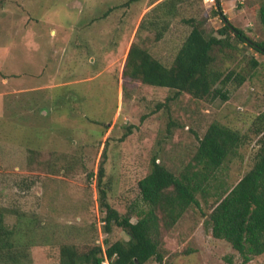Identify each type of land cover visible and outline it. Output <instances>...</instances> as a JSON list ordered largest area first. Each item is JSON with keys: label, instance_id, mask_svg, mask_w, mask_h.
<instances>
[{"label": "rangeland", "instance_id": "1", "mask_svg": "<svg viewBox=\"0 0 264 264\" xmlns=\"http://www.w3.org/2000/svg\"><path fill=\"white\" fill-rule=\"evenodd\" d=\"M153 1L0 0V215L23 252L19 264H51L49 249L62 243L105 248V237L127 239L115 225L103 230L99 163L108 202L124 212L140 203L138 181L152 157L185 170L197 137L214 121L243 134L238 153L208 176L205 191L197 193L199 205H190L170 229L161 228L163 261L143 264H264V252L242 262L206 222L216 194L252 164L258 139L253 122L264 111V56L236 38L214 48L216 68L245 77L222 88L226 98L182 92L171 99L168 87L124 77L130 43L148 34L136 31ZM219 2L232 24L264 40L263 0ZM213 10L216 0L184 3L149 50L169 65L190 29L180 16L205 18L204 27L216 34L222 21ZM169 121L174 124L167 130ZM0 264L11 261L0 256Z\"/></svg>", "mask_w": 264, "mask_h": 264}, {"label": "trees", "instance_id": "2", "mask_svg": "<svg viewBox=\"0 0 264 264\" xmlns=\"http://www.w3.org/2000/svg\"><path fill=\"white\" fill-rule=\"evenodd\" d=\"M191 1L154 0L151 3L154 4L143 14L136 31V34L141 31L148 34L130 43L122 75L144 84L172 89L173 95L166 99L175 98L182 92L195 98H226L222 88L231 80L239 85L245 77L233 71L224 74L216 68L213 65L214 48L229 46L236 38L239 43L264 56V40L252 39L232 24L221 12L219 0H216L218 10H213L222 21L215 30L216 34L204 27L205 18L180 16V21L190 29L171 63L164 64L148 48V43L162 38L170 21L179 16L181 6ZM259 18L264 26V0L259 6ZM253 64L258 62L253 60ZM173 124L169 121L167 130ZM252 131L258 139L250 168L233 186L216 194L206 214L211 234L226 240L242 256V262L264 252V111L256 116ZM243 138L239 130L214 121L197 137L193 163H189L185 170L175 171L152 157L149 172L138 181L140 203L130 205L124 212L107 200L101 161L96 184L99 208L103 212V230L109 233L111 226L115 225L128 236L113 241L104 238L110 261L113 264H143L153 259L161 263L164 258L159 240L161 228L170 229L190 205H199L197 193L205 191L208 176L230 156L237 155ZM92 174L90 172L88 177ZM12 238V229L6 226L0 215V256L8 258L11 264H19L23 252ZM49 252L51 264H102L103 259L100 243H62L57 248H50Z\"/></svg>", "mask_w": 264, "mask_h": 264}, {"label": "built area", "instance_id": "3", "mask_svg": "<svg viewBox=\"0 0 264 264\" xmlns=\"http://www.w3.org/2000/svg\"><path fill=\"white\" fill-rule=\"evenodd\" d=\"M102 245V244H101ZM102 255H103V259L101 261L102 264H113L110 259L107 257L106 255V252H105V248L104 246L102 245Z\"/></svg>", "mask_w": 264, "mask_h": 264}]
</instances>
